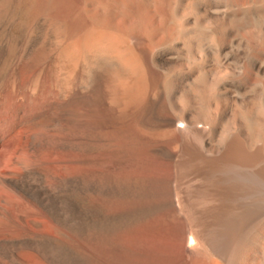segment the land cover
Masks as SVG:
<instances>
[{"label": "bare ground", "instance_id": "bare-ground-1", "mask_svg": "<svg viewBox=\"0 0 264 264\" xmlns=\"http://www.w3.org/2000/svg\"><path fill=\"white\" fill-rule=\"evenodd\" d=\"M84 10L0 42V264H264V0Z\"/></svg>", "mask_w": 264, "mask_h": 264}, {"label": "rangeland", "instance_id": "rangeland-1", "mask_svg": "<svg viewBox=\"0 0 264 264\" xmlns=\"http://www.w3.org/2000/svg\"><path fill=\"white\" fill-rule=\"evenodd\" d=\"M35 1L33 0V2L35 3L33 4L32 0L31 1L30 0H0V6L2 5L0 7V10H2V12L0 11V38H2V40L0 39V42L6 41L10 36H21V37L23 36L24 38H27V36L28 37L31 36L34 39L36 38V42H39L38 44H40L42 41L45 42L41 44L43 46L47 45V48L49 49V50L47 49L48 50L47 52L50 51V53L52 52L56 53L61 48L65 47V44L63 45V42L65 41V39L66 41L67 40L69 41V42L68 41L64 42L66 43V46H68L67 43L70 44L72 38H76L78 35L77 39L79 40L81 37H83L81 32L85 29L84 28L85 27V12H84L85 11L84 10L85 0H44V1L41 0L42 2L46 4L44 5L43 3V6H42V2H38L40 0H35ZM33 5L34 7H37L36 8L37 10L35 8L32 9ZM38 6L40 7L41 11L43 10L42 13H40L41 11H38L39 9ZM45 6L47 7L44 10ZM32 12H34V14ZM59 14H61V17ZM72 24L75 25L73 28L75 29L74 31H76V29L81 28L80 29L81 32L79 33L78 30H77L78 33L74 32L71 27L69 29L68 26H71ZM21 29H23L24 31ZM73 32L76 33L77 35L74 34ZM83 34H84V31H83ZM71 35H73V37ZM66 36L68 38L71 36L72 38L70 37L68 39ZM39 37L41 40L39 39ZM61 38H62V41L60 40ZM59 41L61 42L59 43ZM72 41L75 42L76 40H72ZM45 50H46V47H45ZM155 221L156 220L152 221V223ZM157 222H159V220ZM148 223L145 225L144 229H145L146 234L149 233L148 234L150 235L149 239L153 241L154 238L152 239L151 236H154L156 237L157 240L159 239V241H161L165 237V239H163L161 242L162 243L166 242L165 244H167L168 243L167 241L169 240V237H168L169 233H168V228L165 227L166 225L163 222H161L162 225L161 224L159 225L158 223L157 225H155L156 223L151 224V221ZM150 224L152 225L153 228L156 226L154 230L151 229L152 227L150 228ZM149 229L153 230L155 235L153 234L152 231H151L152 233H150ZM157 240L154 239L153 242H156ZM159 241L158 243H160Z\"/></svg>", "mask_w": 264, "mask_h": 264}]
</instances>
